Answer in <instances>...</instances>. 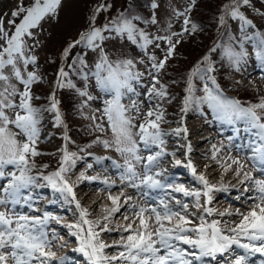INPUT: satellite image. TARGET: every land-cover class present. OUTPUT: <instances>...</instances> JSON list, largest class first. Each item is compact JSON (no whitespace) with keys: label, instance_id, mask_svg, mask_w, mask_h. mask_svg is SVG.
<instances>
[{"label":"snow or ice","instance_id":"obj_1","mask_svg":"<svg viewBox=\"0 0 264 264\" xmlns=\"http://www.w3.org/2000/svg\"><path fill=\"white\" fill-rule=\"evenodd\" d=\"M69 2L15 0L9 12H0V264L70 261L58 255L68 241L50 228L52 223L74 238L72 252L82 264H251L257 255L264 264V95L242 101L228 95L218 79L225 68L240 72L250 58L264 68V31L249 16L251 11L264 20V10L254 0H210L214 35L197 58L188 60L179 48L207 27L192 15L200 0H168L163 23L161 0H149L147 16L134 11L133 0L120 7L114 0H88L79 24L65 14ZM61 24L67 35L46 58L54 66L47 79L39 50L52 43V26ZM178 59L187 64L179 78L172 75ZM44 84L45 102L38 103L42 97L36 90ZM172 85L181 92H172ZM62 91L79 97L77 111L89 121L93 139L83 146L68 135L58 98ZM177 100L179 126L165 131L166 106ZM189 112L199 113L205 123L232 127L227 145H211L210 159L220 169L215 183L211 165L199 171L189 156ZM45 114L52 128L63 129L62 143L51 152L40 147L53 135L44 132ZM170 135L186 141L185 160L174 159V165L187 168L200 187L175 183L161 167L165 156H175L165 139ZM94 146L118 154L122 162L88 151ZM233 150L238 155H231ZM82 153L96 164L111 161L119 185L84 172L73 179ZM44 156L52 157L55 167L38 162ZM228 175L235 183L224 181ZM84 181L104 185L107 203H99L98 211L77 198L75 189ZM45 188L59 194L48 205L69 206L71 222L41 207L45 197L37 190ZM233 189L237 207L214 206L216 193ZM117 214L122 223H115ZM113 232L118 238L108 239Z\"/></svg>","mask_w":264,"mask_h":264},{"label":"rangeland","instance_id":"obj_2","mask_svg":"<svg viewBox=\"0 0 264 264\" xmlns=\"http://www.w3.org/2000/svg\"><path fill=\"white\" fill-rule=\"evenodd\" d=\"M174 2H177L179 4H183L184 0H174ZM167 4L168 0H161V8L159 10V14L161 17V22L163 23L164 20L167 19L166 12H167ZM88 6V0H70V2L66 5L65 8V14L68 16L75 17L77 23L83 22V17L87 12ZM15 7V0H0V12H9L12 8ZM257 8H261L263 10L264 8L260 5H256ZM250 17L254 21L261 20L255 13H252L249 11ZM178 27V26H177ZM53 34L54 38L52 43H50L47 47L44 49L39 50L40 55V64L48 66L46 63L47 56L52 52V45L57 43L58 41H62L63 37L67 35V32L63 28V24L61 25H53L50 29ZM152 31H155V28H152ZM191 39V38H190ZM190 39H187L186 42L181 46V48L187 47V43ZM237 81H242L241 84L247 89H256L260 92L261 95H264V68H258V67H248L247 71L243 69V71H240L236 74H234ZM52 79V78H49ZM252 81V83H249V81ZM46 89H48L47 84L45 85ZM93 94H98V90H93ZM178 103V101H177ZM96 107V104H93V108ZM167 107V115L166 120L167 123L163 124L162 127L165 131H170L171 129L176 128L178 125L177 121L179 119V110L175 109L173 111H168L169 105ZM87 111V110H85ZM71 123L73 122L76 125L82 124L83 131H80L79 133H83L85 135H88L89 138L93 139V134L90 133L88 129L89 121L83 119L80 116L71 117L68 119ZM185 123L189 129V137L188 139L191 141L192 144V152L189 154L190 158L193 160V162L196 164L199 171H204L205 165H211V168L209 169L210 173V179L213 183L220 180V169L215 165L213 161L210 159V149L211 145L213 143L220 145L221 142H223L225 145H227V137L232 136L233 130L232 127L226 124H220L219 122L213 121L212 123H205L204 120H198V119H191L188 115L185 118ZM60 130V129H59ZM59 130L54 129L50 126H46L44 132L45 133H53L50 142L45 140L43 143H41L40 147L42 150L47 149L49 151H55V146L62 143L61 137L59 136ZM58 134V135H57ZM43 139V135H42ZM167 141V147L169 152H174L175 156H165L162 161V168L167 169V175L170 179L174 180L177 184H183L185 187L188 188H198L200 187L198 183L194 179H189L186 181V178L188 174H190V171L183 167V166H175L173 163L174 159H181L185 160L184 154L186 149L183 147V145L186 143L185 140L182 139V137H177L175 135H170L168 137H165ZM73 140L78 142V138H74ZM237 143L243 142V134L241 136V139L236 141ZM102 147L94 146L90 152H93L96 156L106 157L111 156L117 161H121V158L118 154L110 151L101 149ZM84 158L78 161L77 167L74 170L73 179L76 178V176L79 175L80 172H84L87 176H99L101 180L104 178H108L110 180H116L117 185H119V179L117 176V170L111 167V161L104 160L101 164H96L93 160V157L88 156L86 153L81 154ZM231 155L235 156L238 155V153L233 150L231 152ZM44 157L38 158V160H42ZM52 158V157H50ZM243 158V157H241ZM92 163L93 168L88 169L87 164ZM105 168L107 171H105ZM212 169H215L213 171ZM191 175V174H190ZM189 175V176H190ZM179 176H184L183 179H180ZM229 180L232 183L235 182L234 178L231 175L225 176L224 181ZM104 188V185L100 183V181L95 182H89L84 181L79 184L78 187H76V193L77 198L81 200V202L87 206H91L93 208H96L97 211L99 203H107L106 200V193L102 191ZM113 193L117 192V188L112 189ZM129 193H132L131 189H128ZM37 193L41 196L45 197L41 201V207H46V210L52 212L54 215L58 214L64 217L65 222H71L73 219L72 212L68 210L69 206L62 205V201L58 202L55 205H48V200L50 199H59V194H54L50 189H38ZM238 194L236 190H230L229 192L225 193H216L215 199H214V206L223 210L225 208H235L237 207L240 202L236 201L234 198ZM153 196H158L159 194ZM178 198L187 200L188 198L182 197V194L175 193ZM93 201H96V204H93ZM122 219L119 218V214H117V219L115 223H122ZM50 228L55 229L60 235L64 236L65 240L68 241V245L66 248L60 250L58 252V255L64 256L67 255L71 257V260L66 262V264H82L83 258L78 253H73L72 249L75 247L74 238L66 235L67 229L63 228L61 225H57L55 223H52L50 225ZM118 238V236H117ZM59 243V241H58ZM55 250V249H54ZM260 257L257 255L256 257L252 258L251 264H259Z\"/></svg>","mask_w":264,"mask_h":264},{"label":"trees","instance_id":"obj_3","mask_svg":"<svg viewBox=\"0 0 264 264\" xmlns=\"http://www.w3.org/2000/svg\"><path fill=\"white\" fill-rule=\"evenodd\" d=\"M124 2H125V0H114L115 7H120ZM133 3L136 5V8L134 9V11L139 10L140 14L145 15V16L148 15V13L150 11L149 0H133ZM254 3H255V6L256 5L262 6L261 0H254ZM212 7H213V4L210 2V0H200L198 8L196 10H194L192 13L194 19L197 22H203L204 24L207 25V27L205 28L204 32L200 33L199 35H197L195 37H192L188 41V43L186 45L187 47L184 48V46H183V48H181V47L179 48V52H180L181 56L187 57L188 60H194L195 58H197L203 50L202 45L209 43L208 37L210 35H214V30L211 27V25H212ZM262 7L264 8V6H262ZM254 23H256L257 27L260 30L264 31V20L254 21ZM249 51L250 52L252 51L250 46H249ZM173 64L178 65V67H175L173 69L172 75L179 78L178 73L182 70L183 67H186L187 64H186V62L179 60V59L176 61H173ZM249 66L261 68L259 63L257 61H255L254 58H250L248 63L242 67L241 71H243V69L245 71H247ZM41 72L45 75V77L47 79L52 78L54 75V66L48 64V66L46 67V65L42 64L41 65ZM236 73H238V72H232L230 69L225 68V69H222L221 75L218 77L222 86L225 87L228 95L237 97V98L241 99L242 101H255V99L257 97L261 96L260 92L256 89H247L246 87H244L242 85L236 84L237 79L234 76V74H236ZM45 85L46 84L40 86L36 90L37 94L42 97L41 101H39L38 103H44L45 102L43 98L46 96V94L48 92ZM171 91L179 94L181 92V88L179 85H172ZM58 98L61 100V107H62V110L64 111L65 119H66V122L68 124V129H69L68 135L70 137H72V139L78 138L79 140L76 144L83 146L85 143L89 142L91 140V138H89L88 135H85L83 133L82 134L79 133L80 131H83L84 126H82V124L76 125L73 122L71 123L68 120L70 118V116L71 117H76L77 115L80 116L79 112L77 111V105L79 103V97H76L75 94L70 92V91H62V92L58 93ZM177 101H173L172 105H169L168 111H173L175 109L179 110ZM187 115L191 119L204 120V117H202L197 112H189ZM45 117L46 118L44 121V130H45L46 126L51 125L50 115L45 114ZM208 120L212 121V117H211L210 113L208 114ZM62 132H63V129H60L59 130V136L60 137L62 135ZM97 147H99V146H97ZM72 149L75 150L74 145L72 146ZM91 149H89L88 151H91ZM44 151L51 152L47 149H44ZM38 162L50 163L51 167H55V164L52 162V158H50L49 156H44V158L42 160H38Z\"/></svg>","mask_w":264,"mask_h":264},{"label":"bare ground","instance_id":"obj_4","mask_svg":"<svg viewBox=\"0 0 264 264\" xmlns=\"http://www.w3.org/2000/svg\"><path fill=\"white\" fill-rule=\"evenodd\" d=\"M184 153H182V155H183ZM190 174H188V176H187V178H186V181H188L189 179H193V177L190 175ZM183 177L184 176H179V178L180 179H183ZM229 180H225V182H228ZM233 183H235V182H233ZM234 190V189H233ZM156 194H159L158 192H154V195H156ZM107 235V238L108 239H114V238H117V233H115V232H113V233H109V234H106Z\"/></svg>","mask_w":264,"mask_h":264}]
</instances>
